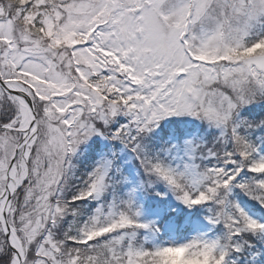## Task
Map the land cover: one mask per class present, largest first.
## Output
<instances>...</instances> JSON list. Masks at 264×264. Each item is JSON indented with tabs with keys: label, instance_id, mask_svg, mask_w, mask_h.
<instances>
[{
	"label": "snow or ice",
	"instance_id": "snow-or-ice-1",
	"mask_svg": "<svg viewBox=\"0 0 264 264\" xmlns=\"http://www.w3.org/2000/svg\"><path fill=\"white\" fill-rule=\"evenodd\" d=\"M0 264H264V0H0Z\"/></svg>",
	"mask_w": 264,
	"mask_h": 264
}]
</instances>
